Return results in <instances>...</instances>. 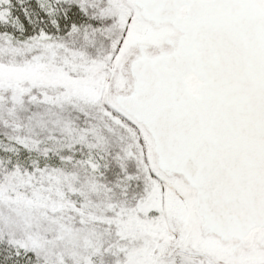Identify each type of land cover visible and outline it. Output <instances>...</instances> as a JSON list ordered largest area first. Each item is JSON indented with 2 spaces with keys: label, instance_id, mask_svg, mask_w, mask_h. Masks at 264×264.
<instances>
[{
  "label": "snow or ice",
  "instance_id": "1",
  "mask_svg": "<svg viewBox=\"0 0 264 264\" xmlns=\"http://www.w3.org/2000/svg\"><path fill=\"white\" fill-rule=\"evenodd\" d=\"M0 264H264V0H0Z\"/></svg>",
  "mask_w": 264,
  "mask_h": 264
}]
</instances>
